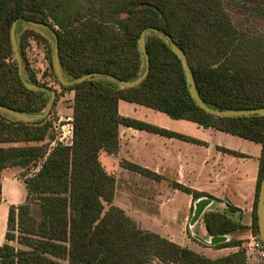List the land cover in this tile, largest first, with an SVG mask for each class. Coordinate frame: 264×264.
I'll return each instance as SVG.
<instances>
[{
	"label": "trees",
	"instance_id": "16d2710c",
	"mask_svg": "<svg viewBox=\"0 0 264 264\" xmlns=\"http://www.w3.org/2000/svg\"><path fill=\"white\" fill-rule=\"evenodd\" d=\"M251 1L256 2L254 11L264 15V0ZM27 20L50 29L29 25ZM14 21L22 73L10 40ZM147 27L158 31L144 36L149 70L137 85L125 87L103 76L70 85L57 80L52 61L54 34L61 68L69 80L104 72L131 81L145 68L139 36ZM166 35L187 56L196 90L206 105L217 110L264 107V33L239 30L221 0H0V104L37 116L49 101L48 90L31 89L23 82L47 87L26 57L29 38L44 45L61 91L74 92L71 145L50 146L54 134L49 113L24 121L0 110V176L8 167L35 169L25 178L26 201L9 208L0 264H148L152 260L246 264L242 240L235 237V231L245 227L239 209L219 206L205 192L177 185L194 200L214 199L203 212L206 231L210 236L230 237L211 245L238 247L216 258L143 229L113 204L115 177L104 170L99 153L117 151L120 125L197 141L121 116L118 101L125 99L261 145L250 226L252 235L260 239L256 203L264 175V114L215 115L200 107ZM127 165L151 175L148 169Z\"/></svg>",
	"mask_w": 264,
	"mask_h": 264
},
{
	"label": "crops",
	"instance_id": "0c3cea01",
	"mask_svg": "<svg viewBox=\"0 0 264 264\" xmlns=\"http://www.w3.org/2000/svg\"><path fill=\"white\" fill-rule=\"evenodd\" d=\"M118 112L121 116L144 121L197 141L120 125L117 151L107 153L102 150L99 153L104 170L115 177L113 203L143 229L216 258L236 251L238 247L218 248L205 242L210 235L203 222V213L196 219H193V214L196 201L208 197L201 196L194 200L191 193L177 185L205 192L216 198L219 206L232 205L239 209L240 220L245 227L235 231V237L242 240L244 247L252 236L250 226L261 145L254 141L238 140L234 137L236 135L230 133L221 134L223 131L205 128L188 119L171 118L162 111L125 99H119ZM53 145L51 140L50 146ZM128 163L150 170L151 175L131 169ZM33 171L35 169L24 170L14 166L1 172L0 245L6 241L9 208L26 201L28 191L25 178ZM136 185L150 186V199L155 205L153 213L144 220L139 210L116 202L117 186H120L125 199L127 195L136 196L134 191L129 193L126 190L127 186L134 188ZM210 201L204 211L214 204L213 198ZM157 264L163 263L157 261ZM246 264H264V261L251 259Z\"/></svg>",
	"mask_w": 264,
	"mask_h": 264
},
{
	"label": "water",
	"instance_id": "95a60500",
	"mask_svg": "<svg viewBox=\"0 0 264 264\" xmlns=\"http://www.w3.org/2000/svg\"><path fill=\"white\" fill-rule=\"evenodd\" d=\"M25 23H27L29 25L37 26V27H43L46 29H50V27L47 24H43V23H39V22H35V21L27 20V21H25ZM16 24H17L16 21H14L12 23V26L10 29V40H11L12 50L14 52V57H15L18 65H19V68H20L19 71H20V73H22L21 57H20V54L18 51L16 36H15ZM148 31H158V30L155 28H152V27H147L141 32V34L139 36V48L143 54L145 68H144V71L142 72L141 75H139L137 78H135L134 80H131V81H124V80H122V79H120L114 75L104 73V72H93V73L83 74L80 77L69 80L64 75L62 68H61L59 50L57 47V38H56V34H54L52 61H53V68H54V72H55V75L57 77V80L59 81V83L61 85H70L72 83L81 82V81L88 79V78H91V77L103 76V77L111 78V79L115 80L116 82H118L120 85L125 86V87H131V86L137 85L139 82H141L144 79V77L147 75L148 70H149V55H148V52L146 50L145 43H144V36H145L146 32H148ZM166 37L168 38L172 49L175 51V53L178 55V57L180 58V60L182 61L183 65H184L185 72L187 75V79L189 82V88H190L191 96L193 97V99L196 101V103L200 107H202L207 112H210V113L215 114V115L240 116V115H250V114H264V107H262V108H250V109H234V108H232V109H228V110H217V109H214V108L206 105L196 90L195 80H194L193 74L191 73L190 65H189L187 56L176 45L174 40L169 35H166ZM23 82H24V85L28 88L35 89V90H48L50 92L49 101H48L46 107L43 109L42 113L37 115V116H30V115H27L23 112H20V111L14 109V108H11V107H8L5 105H1V104H0V110L4 111V112L10 114L11 116H14L20 120H24V121H32V120H35L38 118L45 117L49 113V111L53 105V101H54L55 96H56V90L42 86V85H39V84H33V83H30V82L25 81V80ZM210 202H211L210 198L204 197V198L198 199L195 203L193 219L194 218L196 219L198 216H200V214L203 213L204 208ZM256 213H257V218H258V229H259L260 239L264 243V175L262 176L261 181H260V186H259V191H258V196H257V203H256ZM223 239H228V238L226 235H224V236H210L209 239L206 240L205 242L208 244H213V243L221 241Z\"/></svg>",
	"mask_w": 264,
	"mask_h": 264
},
{
	"label": "rangeland",
	"instance_id": "374dc122",
	"mask_svg": "<svg viewBox=\"0 0 264 264\" xmlns=\"http://www.w3.org/2000/svg\"><path fill=\"white\" fill-rule=\"evenodd\" d=\"M224 8L229 13L233 24L239 29L250 35H258L264 33V15H259L254 11V6L256 2L251 0H221ZM26 57L35 71L37 78L41 84H45L51 89L58 91L54 104L52 105L48 119L54 121L55 124L66 123V118L72 117V100L71 93L69 90L61 91V87L58 82L54 79L48 61L45 57V47L43 44L38 43L33 38H29L26 41ZM53 132V131H52ZM221 134H225L222 132ZM236 139L245 140L246 142H252L248 139H243L238 136H234ZM238 143V142H233ZM129 193L134 191L136 196H128L124 199L123 194H121L120 186H117V203H122L127 205L128 208L139 210L142 213V219L149 218L153 213L155 205L150 199V186L147 185H136L134 188L132 186H127L126 189ZM114 202V201H113ZM114 204V203H113ZM107 208V205H105ZM140 227L142 225L138 224ZM13 244V243H11ZM13 245H16L14 243ZM148 264H157L156 260L150 261Z\"/></svg>",
	"mask_w": 264,
	"mask_h": 264
},
{
	"label": "built area",
	"instance_id": "2783aa9c",
	"mask_svg": "<svg viewBox=\"0 0 264 264\" xmlns=\"http://www.w3.org/2000/svg\"><path fill=\"white\" fill-rule=\"evenodd\" d=\"M69 91L71 93V100L73 103L74 92L73 90H69ZM49 122L51 123V128L54 134L52 143L54 145L57 142L64 144V145H71L72 139H73L72 117L71 116L67 117L66 123H62V124H59V123L55 124V122L51 120H49ZM244 248L246 252V261L251 260V259L264 261V243L262 242L261 239L256 238L252 235L248 239V241L245 243Z\"/></svg>",
	"mask_w": 264,
	"mask_h": 264
}]
</instances>
